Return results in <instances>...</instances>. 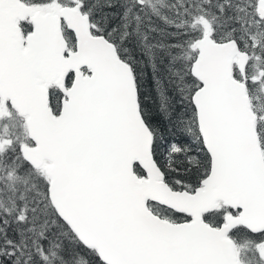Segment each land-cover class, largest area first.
<instances>
[{
  "label": "snow or ice",
  "instance_id": "snow-or-ice-1",
  "mask_svg": "<svg viewBox=\"0 0 264 264\" xmlns=\"http://www.w3.org/2000/svg\"><path fill=\"white\" fill-rule=\"evenodd\" d=\"M0 264H264V0H0Z\"/></svg>",
  "mask_w": 264,
  "mask_h": 264
}]
</instances>
